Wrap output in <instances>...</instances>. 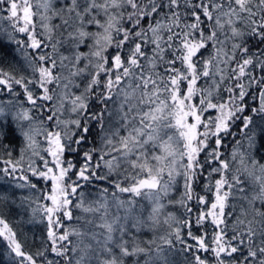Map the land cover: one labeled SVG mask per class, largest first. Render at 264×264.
I'll list each match as a JSON object with an SVG mask.
<instances>
[{
  "label": "snow or ice",
  "instance_id": "6c2138e0",
  "mask_svg": "<svg viewBox=\"0 0 264 264\" xmlns=\"http://www.w3.org/2000/svg\"><path fill=\"white\" fill-rule=\"evenodd\" d=\"M0 12L14 30L27 34L26 47L36 52L29 62L32 77L0 71V86L13 95H19L14 85L23 89L34 109L47 111L40 125L45 119L51 125L21 130L41 161H30L27 171L48 184L33 209L42 213L50 251L59 258L46 264H92L93 258L97 264H170L167 252L177 243L192 253V264H264V164L238 147L230 158L223 153L237 120L249 147L257 136L254 116L264 120V0H0ZM65 42L70 54L59 51ZM76 78H85L83 84ZM253 87L259 107L245 115ZM93 100L99 110H91ZM210 110L215 115L206 117ZM15 118L33 120L28 110ZM93 121L103 134L100 155L94 161L96 149L84 152L77 168L65 153L78 151L74 146L87 138ZM36 134L44 136L40 150ZM23 158L4 159L0 172L23 173ZM112 175L116 212L106 188L100 199L86 203L80 189ZM201 178L211 200L196 191ZM18 179L24 181L18 187L37 188L26 175ZM141 200L150 205L146 215ZM169 205L183 215L165 212ZM74 208L92 214L87 222L101 231L66 227L63 220L74 219ZM161 225L167 226L163 234L157 231ZM205 225L212 227L210 240ZM194 226L204 231L196 235ZM145 228L155 233L152 239L129 237L131 229ZM185 229L194 244L184 239ZM0 237L19 264L46 259L48 249L35 256L24 251L3 217Z\"/></svg>",
  "mask_w": 264,
  "mask_h": 264
},
{
  "label": "trees",
  "instance_id": "16d2710c",
  "mask_svg": "<svg viewBox=\"0 0 264 264\" xmlns=\"http://www.w3.org/2000/svg\"><path fill=\"white\" fill-rule=\"evenodd\" d=\"M58 3L63 4L64 0H57ZM6 14L4 12H0V71L10 73L11 75L19 78L21 76L24 77H32L33 70L30 67V60L33 56L36 55L31 48L26 47L28 43V36L25 33H20L14 30L11 26V22L5 18ZM53 24H59V19H54L52 21ZM127 26V25H125ZM90 30L95 31L94 26H89ZM37 33L42 32V28L39 26V20L37 19ZM67 31H71V28H67ZM23 41L24 43H19ZM70 44L65 42L63 46L59 48V51L64 54H70ZM81 51H87L86 47H82ZM39 51V50H38ZM43 51L51 52L50 48L43 49ZM207 50H205L204 55L207 56ZM84 63V62H82ZM65 74H66V70ZM77 82L83 84V80L85 78H76ZM203 83V81H201ZM15 91L19 93V95H13L9 93L6 89H3L0 86V108L4 109L5 115L0 116V167H5L2 161L4 159H13L19 160L21 158V154L23 153V160L21 162V166L25 169L23 173L17 172L14 176H5L3 172H0V217H3L10 227L16 232L17 240L21 243L22 249L34 256L38 251H42L44 249H48L46 251L45 257L37 256L36 259L38 264H46L47 259H51L53 261L58 260V257H55L53 253L50 251V242L47 237V227L46 221L42 219V213L37 211L33 213V209L37 208V204L34 203L38 198L42 197L44 192L48 189V184L43 179H39L35 176H32L30 172L27 171V165L30 161H35L36 165H41V161L39 157L32 155V149L28 148L25 137L22 134V129L24 131H28L30 126L33 128H41V127H51V125L46 121L42 126L39 121L44 119L47 115V111L42 114L38 110L34 109L32 105H30L26 97L23 93V89L19 86H13ZM34 91L38 92V89ZM75 91H80V89H76ZM221 95L226 98L227 93H221ZM260 103L259 98V90L253 87L249 90L248 96L245 98L246 112L245 115H253L251 109L258 108ZM101 106L93 100L91 110L96 111L99 110ZM111 107V105H109ZM23 110H28L29 115L33 117L32 121H25L22 119H16L18 113ZM70 114L66 113V116ZM206 117L214 116L215 112L209 111L204 113ZM242 122L237 120L232 126V136H228L224 140L223 153L225 156L230 158L231 152L233 148L238 147L240 152H245L248 154L250 160H255L258 164H264V133L260 132L261 128H264V120L261 119L260 116H254V127L257 131V136L255 139V143L253 146L249 147V142L245 135L241 132ZM90 127V132L87 138L80 144L79 146H74L78 148V151L75 152H66L65 159L71 160L73 164L77 166V168L83 163V153L90 150L96 149L97 151L93 154V160L95 161L97 157L100 155L99 149L102 147V132L99 126L95 121L92 122ZM75 138V137H74ZM35 139L39 144L40 149L46 147L44 142L43 134H36ZM237 141H239V145H237ZM8 153H11V156H8ZM41 155H46L41 151ZM50 160L51 158L48 157ZM204 156L201 155V160L203 161ZM102 163V162H101ZM209 166L206 165V170ZM100 175H104L107 172L106 168H101L98 170ZM20 175H26L29 177L30 183H34L37 185V188L33 189L31 187H18V184H24V181L19 180L18 177ZM117 177L115 175L110 176L107 180H93L90 183L85 184L80 191L84 194L85 202H91L97 199H100L102 196V190L108 189V199L110 209L113 213L116 212L115 207L112 205V197L111 193L114 191L113 181L116 180ZM122 179V177H121ZM205 183L204 178H201L197 184L195 185L196 191L201 195H207L209 200H211V194L206 193L203 184ZM251 182H246V186H250ZM179 190L174 195L177 196L179 194ZM122 197L126 198L127 194H119ZM74 199V203L76 202V198ZM39 203H49L43 199L39 200ZM144 206L145 215L147 214V210L150 205L146 200H141L140 202ZM233 203L237 204V208L235 210V214H238L239 211V202L234 201ZM260 205L257 204V207ZM194 210L197 208V205L193 201ZM165 212H173L175 215L182 216L183 209L178 206L173 207L171 205L167 206L164 210ZM123 215V211L120 213ZM74 219L69 221L67 219L63 220V223L66 227H79L83 231H95L99 233L101 229L94 228L92 224H89L88 220H93L94 217L92 214L84 213L80 209H73ZM75 217H80L79 220L75 219ZM166 225H161L157 230L159 234H163L166 229ZM207 229L208 239H211L212 227L211 225H205ZM65 229L61 228L60 231L63 232ZM192 231L196 235H200L204 230L198 229L195 226L192 228ZM187 229L184 230V239L189 244H194L195 241L189 239L187 237ZM135 236V238L139 241H147L152 239L155 233L153 231L148 230L147 228L137 232L135 229H131L129 232V237ZM231 235V232H229ZM73 241L77 238L72 237ZM183 245L177 243L175 247L167 252L168 259L170 264H192V253H185L180 251ZM202 256L207 257L209 261L212 260L210 254L200 253ZM0 264H19V258L15 256V254L8 247V243L0 237ZM92 264H97L95 258L92 260Z\"/></svg>",
  "mask_w": 264,
  "mask_h": 264
},
{
  "label": "rangeland",
  "instance_id": "374dc122",
  "mask_svg": "<svg viewBox=\"0 0 264 264\" xmlns=\"http://www.w3.org/2000/svg\"><path fill=\"white\" fill-rule=\"evenodd\" d=\"M7 242V241H6ZM8 243V242H7Z\"/></svg>",
  "mask_w": 264,
  "mask_h": 264
}]
</instances>
